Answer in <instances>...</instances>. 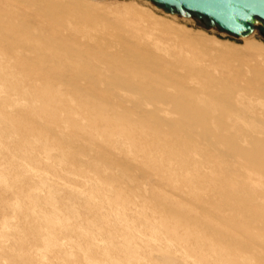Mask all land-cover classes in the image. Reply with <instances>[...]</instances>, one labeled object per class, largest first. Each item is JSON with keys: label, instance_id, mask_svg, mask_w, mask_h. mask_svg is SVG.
Listing matches in <instances>:
<instances>
[{"label": "rangeland", "instance_id": "1", "mask_svg": "<svg viewBox=\"0 0 264 264\" xmlns=\"http://www.w3.org/2000/svg\"><path fill=\"white\" fill-rule=\"evenodd\" d=\"M0 264H264L258 30L0 0Z\"/></svg>", "mask_w": 264, "mask_h": 264}, {"label": "water", "instance_id": "2", "mask_svg": "<svg viewBox=\"0 0 264 264\" xmlns=\"http://www.w3.org/2000/svg\"><path fill=\"white\" fill-rule=\"evenodd\" d=\"M152 2L169 16L193 17L205 26L243 38L256 33L264 37V0H141Z\"/></svg>", "mask_w": 264, "mask_h": 264}, {"label": "bare ground", "instance_id": "3", "mask_svg": "<svg viewBox=\"0 0 264 264\" xmlns=\"http://www.w3.org/2000/svg\"><path fill=\"white\" fill-rule=\"evenodd\" d=\"M252 35V34H251ZM250 36V35H249ZM249 36L243 37V38H248Z\"/></svg>", "mask_w": 264, "mask_h": 264}]
</instances>
